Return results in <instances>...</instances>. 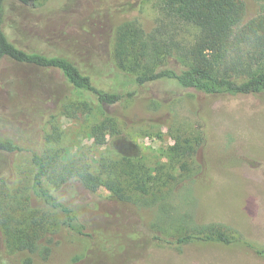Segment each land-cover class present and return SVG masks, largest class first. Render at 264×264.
I'll return each instance as SVG.
<instances>
[{
  "label": "rangeland",
  "instance_id": "374dc122",
  "mask_svg": "<svg viewBox=\"0 0 264 264\" xmlns=\"http://www.w3.org/2000/svg\"><path fill=\"white\" fill-rule=\"evenodd\" d=\"M242 1L246 22L259 6ZM166 14L162 0H46L5 12L4 32L13 44L67 57L101 87L136 92L120 107H102L58 71L0 63V134L44 151L45 185L81 204L96 227L115 233L107 246L112 254L98 250L84 259L85 243L54 230L44 237L49 257L28 254L32 264H264L240 244L138 249L116 235L125 228L146 235L152 224H164L175 239L190 227L218 224L264 247V101L207 99L165 81L137 87L125 72L144 69L142 48L161 59L164 43L192 41L195 29ZM76 170L98 180L93 193L76 182L69 195L67 176ZM33 173L26 153H0V210L11 217L12 233L46 210L30 195ZM4 243L0 232V264H9Z\"/></svg>",
  "mask_w": 264,
  "mask_h": 264
},
{
  "label": "trees",
  "instance_id": "16d2710c",
  "mask_svg": "<svg viewBox=\"0 0 264 264\" xmlns=\"http://www.w3.org/2000/svg\"><path fill=\"white\" fill-rule=\"evenodd\" d=\"M45 1L0 0V63L10 60L58 71L69 86L92 94L102 107H120L126 100L132 99L135 91H117L101 87L67 57L29 51L8 39L3 27L7 9L13 5L41 6ZM254 1L259 6L258 13L253 19L245 22V5L242 0H162L166 15L176 19L178 24L193 27L195 35L189 44L164 43V51L161 52L165 55L161 59L157 57V51L151 54L146 48H142L141 57L145 61V67L140 72L134 68L125 70L129 72L126 74L130 75V81L137 87L165 81L173 83L183 91H190L207 99L254 96L264 101V0ZM168 57L175 59V63H168ZM150 102L155 107L160 106L155 100ZM62 108L50 114L49 119L46 116L44 120H51L62 112ZM113 117L114 115H109L110 120H113ZM118 118L122 120L121 117ZM0 153L13 156L19 153L28 155L34 168L30 195L46 209L42 214L39 213L38 218L32 219L26 229L14 233L8 220L11 217L2 216L0 210V232L4 238V248L9 255V264H32L28 254H37L42 260H46L51 248L47 245L50 241L44 237L61 228L74 239L85 243L84 259L94 256L98 250H103L107 255L113 253V249L107 246L115 233L104 227H96L85 219L86 213L81 204L72 202V199L68 203L57 191L45 185L48 163L44 151L22 147L0 134ZM67 178L70 179L69 195L74 193L73 185L76 182L91 193L99 185L95 177L84 171L68 173ZM3 185L11 186L5 182ZM88 210L89 207L86 208V211ZM34 214L33 216H37L38 212ZM162 226L164 224H152L146 235H138L129 228L117 232L116 235L125 237L129 243L133 242L138 249L146 243L175 248L195 242L221 246L240 244L258 257L264 258V247L250 243L242 237L235 238L218 224L190 227L175 239H172L173 234Z\"/></svg>",
  "mask_w": 264,
  "mask_h": 264
}]
</instances>
